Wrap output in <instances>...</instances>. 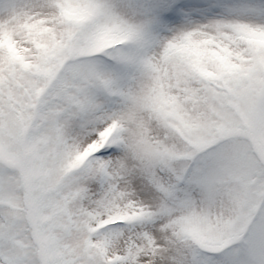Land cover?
Returning a JSON list of instances; mask_svg holds the SVG:
<instances>
[{
	"label": "snow or ice",
	"instance_id": "1",
	"mask_svg": "<svg viewBox=\"0 0 264 264\" xmlns=\"http://www.w3.org/2000/svg\"><path fill=\"white\" fill-rule=\"evenodd\" d=\"M0 264H264V0H0Z\"/></svg>",
	"mask_w": 264,
	"mask_h": 264
}]
</instances>
